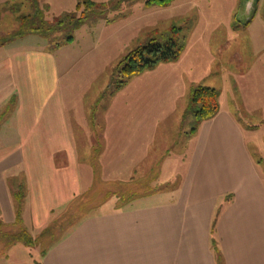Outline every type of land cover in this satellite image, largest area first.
<instances>
[{
	"label": "crops",
	"instance_id": "crops-1",
	"mask_svg": "<svg viewBox=\"0 0 264 264\" xmlns=\"http://www.w3.org/2000/svg\"><path fill=\"white\" fill-rule=\"evenodd\" d=\"M195 2L143 6L183 19ZM112 3L100 4L106 11ZM114 20L93 17L81 43L73 36L53 48L28 35L0 46V264H264V180L240 120L263 109L264 96L237 85L248 73L212 72L207 29L188 31L177 60L134 76L160 72L158 80L134 88L129 80L109 94L110 77L104 94V44L113 34L97 27ZM210 76L218 86L205 83ZM197 86L219 92L215 116L196 130L193 120L189 129L166 127V117L184 118ZM160 134L179 140L164 157L156 155ZM139 184L144 192L131 195ZM103 194L101 205L123 199L97 211ZM23 231L30 244L15 238Z\"/></svg>",
	"mask_w": 264,
	"mask_h": 264
},
{
	"label": "rangeland",
	"instance_id": "rangeland-1",
	"mask_svg": "<svg viewBox=\"0 0 264 264\" xmlns=\"http://www.w3.org/2000/svg\"><path fill=\"white\" fill-rule=\"evenodd\" d=\"M17 0H0V6L6 3H16ZM95 5L100 3H110L112 9L107 6L106 13L112 15L115 20L106 26H98L105 31H109L113 34V39L107 38V42L104 46L107 49V53L103 58L107 59L110 63L105 65L100 75V81L103 85V93L106 94L107 87L110 81V74L112 68H115L122 57L127 53L134 50L137 47L143 46L148 43L149 40H155L156 42L163 43L168 37L172 38L173 33H170V28L181 27L182 31L180 37L187 35L188 31L193 34L194 37L197 34H201L206 29L212 32L213 43L210 45L212 54L216 58L215 61H211L209 64L212 66V72H216L219 69L230 71L232 74H247L246 78H237V85L244 90L250 91L251 94L257 93L255 96L261 98L264 96V2L263 0H196V8L191 11L190 14L185 15V19H178L174 17L175 12L153 13L154 7L145 8L143 6L144 0H134L133 2L120 3L119 0H91ZM25 6L22 7L21 14L31 13L29 5L24 0ZM77 0H37L36 6L38 14L34 26H39L44 33H47L50 39L58 41L69 33L67 26H57L56 23L62 20L66 15L72 13H79L76 10ZM112 10V12L110 11ZM99 12L98 9H94L90 16L87 18V22L93 20L94 13ZM185 12V11H184ZM153 13V14H152ZM167 13V12H166ZM156 16H155V15ZM149 17H148V16ZM92 17V19H90ZM87 27H81L77 29L73 36L81 40L86 38ZM22 24L15 21L13 14L7 13L2 15L0 20V36H6L15 34L23 30ZM38 34H27L22 37H15L14 40H19L26 36ZM94 37V36H91ZM106 37V36H103ZM179 37V34H177ZM42 39H44L42 37ZM94 39V38H92ZM185 39V38H184ZM46 40V39H45ZM10 41V42H12ZM227 41V46L222 48L221 53L217 52L219 45L222 42ZM8 42V43H10ZM49 46V45H48ZM52 47V45H50ZM74 47H77L74 44ZM103 64L105 61L103 60ZM221 69V70H222ZM160 72H145L144 76L131 77L129 80H136L133 84V88L138 85H142L143 82L149 80H158ZM128 80V82H129ZM239 82V83H238ZM132 83V82H131ZM210 86H218V79L216 76H210L205 81ZM131 88V90L133 89ZM122 97L128 95L129 91L126 87L121 90ZM261 93V94H260ZM190 99V98H189ZM260 104V103H259ZM189 105V100L183 103V107ZM261 105H264L262 100ZM180 104H177V112L179 111ZM251 109L252 115L240 118L242 127L247 125L246 133V145L248 156L254 161L258 174L264 180V108L261 110ZM186 113V111H184ZM184 113V115H185ZM152 120H154L152 118ZM158 121V119H156ZM193 120L191 116H184L181 118L176 115H170L166 117V127H179L183 129L190 128V121ZM127 121V120H126ZM250 126L255 128V132L251 131ZM170 134V131L169 133ZM158 150L156 155L161 157L166 156V149L173 145L175 150L178 148L179 140L176 139L174 143L170 139L163 140V134H160ZM167 136V135H166ZM153 158L152 160H155ZM139 184V189L135 190V196L144 192ZM146 191V189H145ZM105 194V193H104ZM97 197L93 202V206L97 211H106L111 209L112 204L118 200H122V196L110 197L107 205H101L102 202H106V198ZM129 194V196H130ZM103 206V207H102ZM40 247V246H39ZM30 251L35 253L37 247L34 245ZM38 264V263H37Z\"/></svg>",
	"mask_w": 264,
	"mask_h": 264
},
{
	"label": "trees",
	"instance_id": "trees-1",
	"mask_svg": "<svg viewBox=\"0 0 264 264\" xmlns=\"http://www.w3.org/2000/svg\"><path fill=\"white\" fill-rule=\"evenodd\" d=\"M172 1L173 0H144L143 3L145 6L165 7ZM36 2L37 0H27V4L31 9V13L29 14L20 13L25 3L24 0H17L16 3H6L0 6V20L2 19L3 14L10 13L13 14L15 21L22 24L24 27L23 30L15 34H11L10 36H0V46L14 40L15 37L18 38L34 33L48 40L52 44L53 48H58L73 41V33L87 22V18L94 9L99 10V12L94 13V15L96 14L101 16L104 14V9L106 8L105 4L95 5L91 0H77L76 10L82 11L77 14H68L56 23L57 26H67L69 28V33L65 35L61 41H54L50 39L47 33L43 32L41 27L34 26V21H36L38 16L36 13ZM90 19H92V17ZM181 31V27H172L170 28V33H173L172 38L168 37V39L163 43H159L151 39L145 45L137 47L126 54L112 71L109 94L115 93L124 87L131 77L136 76L143 71L152 69L159 63L177 60L184 49V37H180ZM177 34H179L180 38L177 37ZM218 98L219 92L206 86H197L191 91L189 105L186 109L185 116H191L193 119L192 130H196L202 122L210 120L215 116L219 109ZM14 201L16 204V215L18 218L23 201V192L16 193L14 195ZM44 234L45 233H43L42 236ZM15 238L24 244L31 243L30 238L24 231Z\"/></svg>",
	"mask_w": 264,
	"mask_h": 264
}]
</instances>
